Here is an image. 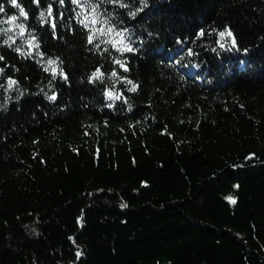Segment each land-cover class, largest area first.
<instances>
[{
  "label": "trees",
  "instance_id": "1",
  "mask_svg": "<svg viewBox=\"0 0 264 264\" xmlns=\"http://www.w3.org/2000/svg\"><path fill=\"white\" fill-rule=\"evenodd\" d=\"M17 4L0 0V264H264V0L101 3L123 53L87 42L71 0Z\"/></svg>",
  "mask_w": 264,
  "mask_h": 264
},
{
  "label": "snow or ice",
  "instance_id": "2",
  "mask_svg": "<svg viewBox=\"0 0 264 264\" xmlns=\"http://www.w3.org/2000/svg\"><path fill=\"white\" fill-rule=\"evenodd\" d=\"M63 2V0H61ZM71 2L78 7L85 9L86 11L77 13L78 16H83L84 18L79 21L81 25H83L84 28L89 29V35L87 36V42L89 44H93V42L100 37H109L106 40H101L100 43L103 44H109L112 48H114L116 51H119L121 53L123 52H131L134 49L131 48L127 43H125V31H117L114 27L108 25V20L106 17L102 18V13L100 12V4L105 2H110L113 4L120 3V0H96V2H93V0H71ZM143 2V0H142ZM11 3L16 6L17 8H20V5L17 4V0H11ZM125 5L121 4V7H124ZM3 7L0 6V12H3ZM43 15V14H42ZM133 15H135L133 13ZM20 16H26V13L24 12L23 8H20ZM12 20H15L16 17H11ZM95 25H99V27H94ZM203 33H201L202 35ZM225 35L231 36L232 33L230 31L227 32H221L220 36L224 37ZM115 37V38H113ZM233 45H235V40L233 39ZM96 47L99 49L100 45L96 44ZM223 47V45H221ZM107 51V49H104ZM246 51V50H245ZM2 59V57H0ZM117 65H119L121 68H123L125 71H127V67L124 63H122L120 60L114 61ZM56 61L49 60L48 65H54ZM53 73V78H55L56 75V68H45V71H49ZM2 71V70H0ZM61 76L65 80H67V76L63 74V72L60 73ZM103 73L100 71L99 68H97L90 77V82L95 80H101L103 79ZM113 77L117 75L115 71L111 73ZM15 81H9V87L14 84ZM127 83L131 84V81H127ZM129 91H136V85H132V87L129 89ZM105 96L109 99H119L118 96H113L110 92H105ZM55 96L49 97L51 100H55ZM111 107V105H109ZM232 203H235L234 200L231 201Z\"/></svg>",
  "mask_w": 264,
  "mask_h": 264
}]
</instances>
